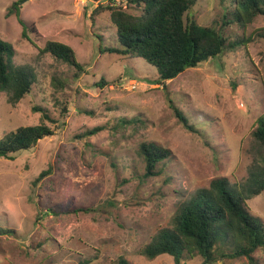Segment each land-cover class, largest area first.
I'll list each match as a JSON object with an SVG mask.
<instances>
[{"label": "rangeland", "instance_id": "obj_1", "mask_svg": "<svg viewBox=\"0 0 264 264\" xmlns=\"http://www.w3.org/2000/svg\"><path fill=\"white\" fill-rule=\"evenodd\" d=\"M18 1L0 0V39L13 45L15 65L34 69L36 81L32 93L16 104L0 92V139L39 125L41 114L34 107L55 120L64 107L68 114L66 125L34 149L15 160L0 158V230L5 231H0V264H117L120 257L131 264H176L167 255L150 260L140 250L171 225L179 202L196 190L220 177L233 186L246 182L260 148L253 132L264 115V16L245 28L224 27L220 0H198L189 19L223 27L231 41L249 40L164 88L157 83V69L144 59L106 51L121 48L117 30L108 12L95 16L93 11L104 4L139 15L141 9L128 0H24L19 17L9 13ZM19 20L26 24V37ZM48 41L71 47L84 72L77 75L75 67L40 53ZM56 77L67 83L66 92L55 90ZM124 119L142 123L126 126L123 134L118 125ZM97 127L103 130L85 136ZM142 143L171 152L156 177L143 179ZM247 204L264 224V192ZM81 208L91 211L76 212ZM254 257L264 264L263 250ZM227 263L251 264L246 258Z\"/></svg>", "mask_w": 264, "mask_h": 264}, {"label": "trees", "instance_id": "obj_2", "mask_svg": "<svg viewBox=\"0 0 264 264\" xmlns=\"http://www.w3.org/2000/svg\"><path fill=\"white\" fill-rule=\"evenodd\" d=\"M24 0L15 2L9 13L15 11L19 17V6ZM198 0H128L130 7L141 9L135 15L121 6L99 4L92 15L108 12L111 23L117 30L121 48H107L126 58H142L158 71L157 83L167 88L166 82L192 68L246 46L249 38L231 41L224 34V28L204 27L187 17ZM225 9L223 26L237 24L247 27L259 16H264V0H220ZM228 16H232L231 19ZM23 36L26 37V24ZM40 53H50L57 60L84 72L71 47L61 42L48 41ZM15 50L12 44L0 39V92L8 94L9 102L16 104L32 93L36 74L31 66L14 64ZM104 80L102 79V82ZM52 85L59 92H66L67 83L54 78ZM101 86L100 84H98ZM67 105V104H66ZM175 114L186 129L192 130L188 119L178 108ZM41 114V123L24 126L0 139V158L15 160L23 151L34 149L46 137L55 135L66 123V107L61 118L55 120L49 111L34 107ZM140 119L123 120L118 125L125 134L126 126L135 127ZM54 125V127H52ZM103 128L88 131L85 136H94ZM253 137L260 147L249 168L246 182L233 186L225 177L214 179L209 187L196 190L179 202L172 223L162 229L152 241L140 250L150 260L170 256L176 264H185L186 258L199 257L203 264H216L246 258L251 264H258L254 255L264 251V224L255 220L247 202L264 192V115L257 120ZM140 161L145 165L143 179L163 173L171 159V152L154 143H142L138 150ZM162 164V166H160ZM43 172L39 178L48 175ZM54 215V210H48ZM88 213L89 208L76 212ZM1 233L5 232L0 230ZM117 264H131L120 257Z\"/></svg>", "mask_w": 264, "mask_h": 264}, {"label": "built area", "instance_id": "obj_3", "mask_svg": "<svg viewBox=\"0 0 264 264\" xmlns=\"http://www.w3.org/2000/svg\"><path fill=\"white\" fill-rule=\"evenodd\" d=\"M116 1H119V0H116Z\"/></svg>", "mask_w": 264, "mask_h": 264}]
</instances>
